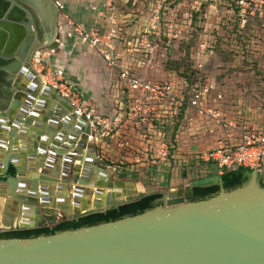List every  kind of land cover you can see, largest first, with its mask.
I'll return each instance as SVG.
<instances>
[{
	"label": "water",
	"instance_id": "95a60500",
	"mask_svg": "<svg viewBox=\"0 0 264 264\" xmlns=\"http://www.w3.org/2000/svg\"><path fill=\"white\" fill-rule=\"evenodd\" d=\"M57 20L52 0H0V134L7 133L0 135V214L5 231L51 227L58 217L78 219L142 196L133 182L114 181L98 165L87 122L31 65L37 50L57 48ZM52 94L55 109L48 106ZM259 180L264 173L252 171L246 184L192 202L187 201L192 186L187 192L178 187L163 196L162 205L140 214L51 235L0 239V264H264Z\"/></svg>",
	"mask_w": 264,
	"mask_h": 264
},
{
	"label": "built area",
	"instance_id": "2783aa9c",
	"mask_svg": "<svg viewBox=\"0 0 264 264\" xmlns=\"http://www.w3.org/2000/svg\"><path fill=\"white\" fill-rule=\"evenodd\" d=\"M58 11V47L68 41L72 45L87 46L115 75L114 103L117 111L105 114L89 107L74 86L68 82L61 66L50 63L54 49H45L35 62L41 66V81L66 98L76 116L83 117L89 128L88 141L98 138L112 141L119 150L133 149L128 129L137 135L141 151L150 166L169 162L166 127H172L180 108L191 110L205 120L204 134L213 138L204 150L194 151L193 159L210 164L218 175L237 168H247L264 173V126L254 122L228 119L213 105L215 99L211 85L183 82L178 89L170 80L147 79L139 69L141 61L151 60L158 51L174 42L183 33L196 10V2L184 6L176 14L175 0H150L143 12L144 18L135 24L124 13L129 0H103L101 16L109 22V28H85L74 22L64 12L58 0H52ZM137 0H133L134 5ZM244 9L246 3H241ZM34 56V57H35ZM202 65L198 64V68ZM213 91V89H212ZM178 133V132H177ZM177 133L174 136L176 143ZM98 160L100 158L98 157Z\"/></svg>",
	"mask_w": 264,
	"mask_h": 264
},
{
	"label": "rangeland",
	"instance_id": "374dc122",
	"mask_svg": "<svg viewBox=\"0 0 264 264\" xmlns=\"http://www.w3.org/2000/svg\"><path fill=\"white\" fill-rule=\"evenodd\" d=\"M148 1L137 0L138 5H131L129 9H136V12L141 14L147 8L146 5L143 9L142 4L145 6ZM243 1L246 3L244 9L241 6ZM194 2H196V10L191 13L187 28L184 29L181 35L176 36L174 42H171L170 45L166 46V41H164L163 48L158 51L161 56L155 55L150 61H141L139 71L147 79L173 81L178 89L184 82L181 79V72L193 73L195 71L197 74L191 76L193 82L211 85L212 89H214L213 86L216 88L229 87L233 94L224 91L221 100L241 101L248 108L244 116H252L260 126H264V0H175L176 14H180L179 10ZM67 51L63 52L65 53L63 58H65V64L69 68L68 72L71 73L75 69L72 65L73 55H67ZM59 52V50H54L52 53L48 51V54L56 57ZM86 53L88 54V52ZM57 59L58 61L55 60L56 63H51L52 60L50 59L51 65L61 66L65 73L64 64L59 58ZM98 60L89 62L91 73H98L100 68L98 63H101ZM101 64L104 75H97L94 83L84 80L82 87L84 89H93L94 86L97 89L103 87L105 98L109 94L108 104L109 106L112 104V108L111 111L110 108H107L104 112L102 110L99 112L113 114L117 111V106L114 103V95H116L114 90L112 89V92H109L112 75L110 70L103 63ZM198 64H201L202 67L198 68ZM167 67L172 69L167 70ZM175 69H178V72ZM40 74L43 75L44 72L41 71ZM65 77L66 79L71 78L69 74ZM68 82L70 81L68 80ZM70 83L74 86L72 82ZM219 98H221V95ZM194 116L190 123L201 127V122L197 120L195 114ZM243 120L245 119L240 121ZM184 127L183 125L179 129L178 135L180 138L184 134L187 135ZM192 132L188 139L192 142L185 146L187 152H189L188 148H191L190 153L183 152L182 149H185L183 146L182 148L179 147L181 148L179 152L187 154L189 159L195 154L194 150H200L198 149L200 147L195 144L198 143L197 136L202 131L194 128ZM209 165L203 162L194 164L193 169L186 171L187 177L182 182L204 184L215 181L214 169ZM209 169H211V172H209ZM177 175L181 174L178 173ZM115 177L123 178L118 174H115ZM174 179L170 184H179L178 182L175 183ZM144 181L150 182V179L144 177ZM159 182L156 180L154 183L150 182V184H161ZM62 219L64 217H58L57 222ZM1 231H5L4 227L0 228Z\"/></svg>",
	"mask_w": 264,
	"mask_h": 264
},
{
	"label": "crops",
	"instance_id": "0c3cea01",
	"mask_svg": "<svg viewBox=\"0 0 264 264\" xmlns=\"http://www.w3.org/2000/svg\"><path fill=\"white\" fill-rule=\"evenodd\" d=\"M58 1L63 5L64 12L71 18V20L82 25L83 27L85 28L99 27L101 29L109 28V22L107 18L105 16L100 15L102 8L101 5L103 3V0H58ZM129 15H130L129 18L130 20L135 19V24L144 18V13H142L137 18L132 14ZM30 28L32 29L31 25ZM22 29L24 30L23 31L24 33L27 32V29L25 28ZM54 50H59L60 52L57 54L56 57L51 56L50 59L52 61L53 60L58 61L57 58H59L62 61L65 67V75L69 74L71 77L70 78L71 80L68 78L67 79L70 82H72L74 84V88L80 94H82V98L86 101L87 105L89 107H92L96 111L102 110L104 112L105 110H107V108L108 109L110 108L109 110L111 111L112 104L110 106L108 104L110 97L108 94V97L105 98L106 95L103 87H100L98 89L96 88V86H94L93 89H87V88L84 89L82 87L84 84V80H87L90 83H94L97 75H101V74L104 75L102 71L103 70L101 64L102 62L98 63V65H100V68L98 69V73L96 72L91 73L89 70V64H90L89 62H96L95 60L96 59L98 60V58L93 53V51L90 50L87 46L82 44L72 45V43L69 41L63 44V47L60 48L57 46V48ZM65 50H68L66 52L67 55H73L72 65L75 67V69H73L71 73L68 72L69 68L65 64L66 63L65 58H63L65 55V53L63 52H65ZM44 51L45 49L37 50L31 58V65L37 73H41V66L38 65L34 59L37 58V56ZM86 52H88V54ZM35 54H37V56H35ZM86 68H88L87 71ZM111 75H112V80L109 83L110 84L109 92H112V86L115 84V80H116L115 75H113L112 73ZM113 77H115V79H113ZM19 83L23 86L27 84L24 79H19ZM213 88L214 89L212 91V96L214 97V99L217 96L220 97L221 95V98L217 99L216 102L213 104L218 109V111L224 113L228 119H238V120L245 119L243 121L254 122L255 124L259 125L255 121V119L252 118V116L250 117L244 116V113L247 111L248 108H246L241 101L229 102L228 100H224V101L221 100L224 91L225 92L228 91L230 94H233L232 90L229 89V87L216 88L213 86ZM20 101H23V97L20 99ZM50 105L54 109L58 105L56 96L54 94H52V96L48 99V106ZM193 117H195L194 112H192L191 110H187V112H183L181 127L183 125L185 126L184 130L187 132V135L185 136L184 134L183 137L180 138L177 133L175 150L172 159L169 160V162H167L164 165L157 164L156 166H150L146 162L145 155L141 151V142L131 128L128 129L127 131L131 136L133 149L119 150L118 148L115 147L112 141L102 138L101 139L98 138L97 140H95V142L94 141H89V142L92 143L94 146L95 158L97 160L98 165L100 167H105L106 170L111 174V179H113L114 181H119L121 183L133 182L136 185L137 190L140 193H142V195H148L152 193H162L163 195H166L170 190H174L175 188L178 187L181 188L182 192H187L189 186H192L193 188V186L196 184L183 183L182 180L187 177L186 171L193 169L195 167L194 164L198 163L193 159V157L191 158L189 156L190 159L187 157V154L190 153L191 148L190 149L188 148L189 152H187V149L185 148L186 145L192 142V141L191 142L188 141L192 130L196 128L202 131L201 134L197 136L198 143L195 144L196 146L200 147L198 149L204 150L205 148L209 147L213 142V138L211 136L204 134L205 120L197 117V120L201 122V127H199L197 125L190 123ZM76 121L74 120L71 123V126L74 128H76ZM0 135L7 136V133L1 132ZM78 138L79 135L77 137L76 142H78ZM182 146L185 148L182 149L183 152L186 151L187 154H184L183 152H179ZM86 151H87L86 148L81 150L82 158L85 157ZM194 151H198V150H194ZM1 154H3V152L0 151V156ZM98 157L100 158V160H98ZM210 167L214 169L212 165ZM183 172L185 173V177H183L182 175ZM209 172H211V169H209ZM214 172H215L214 173L215 181H218L216 177L218 173L216 172L215 169ZM178 173H180L181 175L178 176L177 175ZM115 174H118L119 176L125 175V177L118 178L115 177ZM144 177L145 178L148 177V179H150V182L152 183L158 180L160 181L159 183L161 184H152V183L150 184L149 181H144ZM93 179L95 180L98 179L97 174L96 175L94 174ZM173 179L175 180V183L178 182L179 184H170ZM167 180L169 181L168 183ZM2 216L3 215L1 214L0 215L1 221H2Z\"/></svg>",
	"mask_w": 264,
	"mask_h": 264
},
{
	"label": "trees",
	"instance_id": "16d2710c",
	"mask_svg": "<svg viewBox=\"0 0 264 264\" xmlns=\"http://www.w3.org/2000/svg\"><path fill=\"white\" fill-rule=\"evenodd\" d=\"M132 2L133 0H129V3L127 4V7L125 8V10H123V12L130 13L137 18L142 13L138 14V12H136V9L134 10L129 9ZM149 2L150 0L145 4V6H143L142 4V8L144 9L146 5L148 8ZM137 5L138 3L136 1V3L133 6H137ZM166 69L171 70L172 68L167 67ZM175 71L178 72V69H175ZM193 73L181 72L180 74L182 77L181 79H183L184 82L188 86H191L195 83L193 82V79H191V76L197 74V72L193 71ZM183 112H185L184 106L180 108V111L175 118L173 126L166 127L165 129L166 134L168 135V140H169L168 141V147H169V152H170L169 160L172 159V156L174 154V150H175L174 136L181 128ZM251 172L252 171L247 168H237L235 170H229L220 175H217L216 177L218 181L204 183V184H196L192 188L193 196L187 199V201L192 202V201H198V200L209 198L210 196L217 194L220 188H222L225 191H229L237 187H240L247 183ZM9 174L10 175L13 174L12 167L9 168ZM182 175L183 177H185L184 172L182 173ZM124 176L125 175H123L122 177ZM258 183L260 187H264V180H259ZM163 196L164 195L162 193H152L148 195H142L139 198V200L135 202L127 203V204L117 206V207H111L102 213H93V214L80 217L78 219L66 220L64 218L51 227L41 226V227L28 229V230H22V231H2L0 232V239L32 238V237H37L41 235H51L57 232L65 231V230H74V229H78L81 227L92 226V225H96L100 223L115 221L123 217L140 214L155 206L162 205Z\"/></svg>",
	"mask_w": 264,
	"mask_h": 264
},
{
	"label": "bare ground",
	"instance_id": "6f19581e",
	"mask_svg": "<svg viewBox=\"0 0 264 264\" xmlns=\"http://www.w3.org/2000/svg\"><path fill=\"white\" fill-rule=\"evenodd\" d=\"M0 203H1V201H0ZM0 215H1V214H0ZM0 221H1V220H0ZM4 225H5V224L1 221V222H0V228H3Z\"/></svg>",
	"mask_w": 264,
	"mask_h": 264
},
{
	"label": "flooded vegetation",
	"instance_id": "af4514ba",
	"mask_svg": "<svg viewBox=\"0 0 264 264\" xmlns=\"http://www.w3.org/2000/svg\"><path fill=\"white\" fill-rule=\"evenodd\" d=\"M61 217H64V216H61ZM65 218V217H64ZM45 224V223H44ZM45 226V225H44ZM2 232V231H1Z\"/></svg>",
	"mask_w": 264,
	"mask_h": 264
}]
</instances>
